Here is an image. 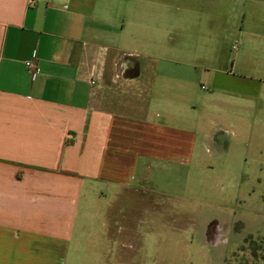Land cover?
Instances as JSON below:
<instances>
[{
	"label": "crops",
	"instance_id": "crops-1",
	"mask_svg": "<svg viewBox=\"0 0 264 264\" xmlns=\"http://www.w3.org/2000/svg\"><path fill=\"white\" fill-rule=\"evenodd\" d=\"M168 1L0 0V264H84L75 238L141 168L201 155L195 97L226 58L220 13ZM223 30L242 34L234 65H264L256 30ZM96 233L93 264L114 263Z\"/></svg>",
	"mask_w": 264,
	"mask_h": 264
},
{
	"label": "rangeland",
	"instance_id": "rangeland-1",
	"mask_svg": "<svg viewBox=\"0 0 264 264\" xmlns=\"http://www.w3.org/2000/svg\"><path fill=\"white\" fill-rule=\"evenodd\" d=\"M256 1H168L174 14L186 7L220 13L217 49L226 58L212 75L216 87L201 81L195 97L201 155L191 168L156 162L151 172L141 168L137 180L110 197L106 218L93 219V237L75 238L73 251L84 264H93L97 245L104 247L97 230L106 235V250L117 252L111 264H264V65H234L242 34L223 30L249 25L264 41V6Z\"/></svg>",
	"mask_w": 264,
	"mask_h": 264
},
{
	"label": "built area",
	"instance_id": "built-area-1",
	"mask_svg": "<svg viewBox=\"0 0 264 264\" xmlns=\"http://www.w3.org/2000/svg\"><path fill=\"white\" fill-rule=\"evenodd\" d=\"M26 67L28 68V69H30L31 71H36L37 70V66L35 65V64H33V63H26Z\"/></svg>",
	"mask_w": 264,
	"mask_h": 264
}]
</instances>
